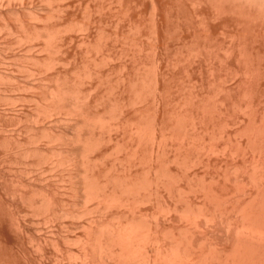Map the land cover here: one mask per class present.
Wrapping results in <instances>:
<instances>
[{
	"label": "bare ground",
	"instance_id": "obj_1",
	"mask_svg": "<svg viewBox=\"0 0 264 264\" xmlns=\"http://www.w3.org/2000/svg\"><path fill=\"white\" fill-rule=\"evenodd\" d=\"M0 12V264H264V0Z\"/></svg>",
	"mask_w": 264,
	"mask_h": 264
},
{
	"label": "rangeland",
	"instance_id": "obj_2",
	"mask_svg": "<svg viewBox=\"0 0 264 264\" xmlns=\"http://www.w3.org/2000/svg\"><path fill=\"white\" fill-rule=\"evenodd\" d=\"M0 2H1V0H0ZM0 13H1V12H0ZM1 15H2V16H0V17H3L4 14L2 13ZM4 16H5V15H4ZM1 19H2V18H1ZM1 19H0V20H1ZM0 24H1V23H0ZM1 26H2V25H1ZM1 26H0V28H1ZM1 30H2V29H1ZM0 33H1V31H0ZM2 33H3V30H2ZM0 54H2V53H0ZM38 216H39V215H36L35 217H38ZM33 234H34V236L37 235L35 232H33Z\"/></svg>",
	"mask_w": 264,
	"mask_h": 264
}]
</instances>
